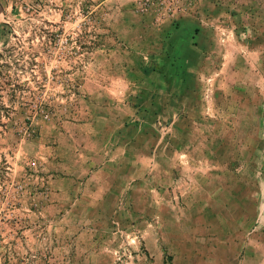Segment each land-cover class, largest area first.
Masks as SVG:
<instances>
[{
	"label": "rangeland",
	"instance_id": "obj_1",
	"mask_svg": "<svg viewBox=\"0 0 264 264\" xmlns=\"http://www.w3.org/2000/svg\"><path fill=\"white\" fill-rule=\"evenodd\" d=\"M0 3V264L264 263V115L225 120L220 52H197L212 61L196 67L194 99L176 100L178 115L158 128L157 102L141 91L159 71L163 31H203L198 43L241 45L232 56L246 61L254 33L241 4L204 22L199 11L161 18L147 0ZM233 25L242 30H224ZM123 85L126 144L142 162L131 165V194L101 211L94 168L79 163L90 141L81 123Z\"/></svg>",
	"mask_w": 264,
	"mask_h": 264
},
{
	"label": "crops",
	"instance_id": "obj_2",
	"mask_svg": "<svg viewBox=\"0 0 264 264\" xmlns=\"http://www.w3.org/2000/svg\"><path fill=\"white\" fill-rule=\"evenodd\" d=\"M233 1L241 4L238 7L239 15L242 14L241 16L244 19H250V27L254 33L253 43L250 48L251 53L245 58L246 61L239 55L236 57L232 56V52H237L238 49H241V45L236 44L235 50L232 49L230 52H226L229 47L228 42L220 43L216 47L207 42L198 43L197 40L201 37L200 35H205L203 31L200 35L196 34L195 30L185 28L171 30L168 33L163 31L162 44L157 45L159 71L154 73L151 79L147 78L148 76L141 79L143 84L150 85L145 90H141L142 95L146 98L155 99L157 102L156 111L159 115V121H156L155 127L158 128L159 124H163L165 115L170 113L178 115L177 106L179 103L176 100L181 98L188 100L189 108L192 99H194L193 87L196 79V67L199 64L205 65L208 60L212 61L211 54L209 58L206 56L199 58L197 52L208 50L220 52L219 82L221 85L220 90L225 93V106H222L225 109L223 111L226 117L225 120L227 121L228 117L230 119L233 117L231 112L238 115L241 111L251 114L252 121H254V117L259 120L260 112L262 116L264 115V14H261L260 10L262 5L264 12V0H191L192 5L190 7L187 5L186 12H183L181 16L184 19L191 12L197 13L199 11L202 16L200 17L199 14L198 18L203 19L205 22L214 9L223 10L227 13L229 4ZM215 3L220 4L219 7L215 8ZM249 3L250 6L248 5ZM230 10L232 13L234 11V13L238 14L234 8L231 7ZM204 28L203 30H205ZM230 28L226 27L224 30H242L238 28V25H233V29ZM260 36H263V41ZM148 46L151 45H146L147 50ZM114 79L115 77L112 80ZM117 81L121 84H126L127 78L122 75ZM94 83L96 84L95 92L100 91L102 89L100 84H103L102 79L96 80ZM122 87L123 96L120 95L119 91L114 93L109 90L110 93L115 95L113 99L117 100H112V102L109 101L108 103L100 102L97 109L87 107L84 112V120L81 123L82 136L90 141L83 148L81 152L82 159L79 160V163L81 162L83 169L90 165L94 168L91 173L92 190L94 195L98 196V203L101 204L99 210L101 211L112 210L113 206L110 202V196L131 194L134 176L131 165L142 162L141 158L138 159L131 155V149L126 144L125 128L131 123L132 110L126 104L130 86L123 85ZM141 87V89H144L143 86ZM108 89L109 87H107ZM113 101H117V105ZM228 108H230V112H228ZM146 124L150 125L149 123ZM231 125L234 124L231 123ZM236 126L231 130L238 131L239 127L238 125ZM120 130L123 132L120 133ZM223 130L228 131L226 125ZM87 149L94 153L92 158L86 157L87 154L89 155V150ZM76 184H78V180ZM89 184L85 185L88 187Z\"/></svg>",
	"mask_w": 264,
	"mask_h": 264
},
{
	"label": "built area",
	"instance_id": "obj_3",
	"mask_svg": "<svg viewBox=\"0 0 264 264\" xmlns=\"http://www.w3.org/2000/svg\"><path fill=\"white\" fill-rule=\"evenodd\" d=\"M188 0H147L146 11H152L159 17L176 18L186 12Z\"/></svg>",
	"mask_w": 264,
	"mask_h": 264
},
{
	"label": "water",
	"instance_id": "obj_4",
	"mask_svg": "<svg viewBox=\"0 0 264 264\" xmlns=\"http://www.w3.org/2000/svg\"><path fill=\"white\" fill-rule=\"evenodd\" d=\"M1 10H2V5H1V3H0V13H1Z\"/></svg>",
	"mask_w": 264,
	"mask_h": 264
}]
</instances>
